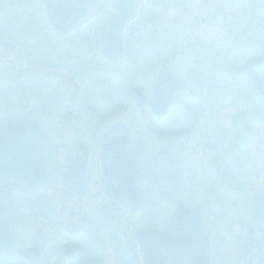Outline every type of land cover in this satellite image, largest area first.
I'll return each mask as SVG.
<instances>
[{"label": "flooded vegetation", "instance_id": "af4514ba", "mask_svg": "<svg viewBox=\"0 0 264 264\" xmlns=\"http://www.w3.org/2000/svg\"><path fill=\"white\" fill-rule=\"evenodd\" d=\"M71 4L91 15L74 18L60 35L45 0H0V46L13 54L11 69L23 79L20 97L33 91L22 106L37 112L14 124L40 119L56 143L55 182L35 196L14 195L27 255H0V264H140L150 247L161 245V252L164 244L186 241L150 237V230L170 229L176 213H183L175 231L182 234H199L193 228L203 216L211 264H264V40L252 45L253 60L242 52L188 56L178 75L167 39L158 49L167 55L150 63V0L135 1L140 14L134 11L113 60L102 53V37L115 2ZM164 72L177 88L159 119L150 100ZM225 76L245 85L229 104L221 100L234 93L219 91ZM172 86L168 81L167 92Z\"/></svg>", "mask_w": 264, "mask_h": 264}, {"label": "water", "instance_id": "95a60500", "mask_svg": "<svg viewBox=\"0 0 264 264\" xmlns=\"http://www.w3.org/2000/svg\"><path fill=\"white\" fill-rule=\"evenodd\" d=\"M45 1L48 19L60 35L67 34L74 27L78 22L74 21V18H86L91 15L90 9L81 13L71 10L73 0ZM113 1L118 11L110 21L109 30L102 37V52L109 59H116L122 54L123 31L133 17L135 4V0ZM168 81L173 84L169 92L166 90ZM175 90L176 84L171 74L164 72L150 100V106L157 117H162L173 105ZM54 157L51 139L46 133L43 122L39 120L26 121L12 127L7 134H0V255L16 253L27 255L21 245L19 220L13 205L14 193L24 192L35 195L47 189L50 182L55 180ZM171 181L173 183L170 190L175 194L178 190V179L172 176ZM182 215L183 213L174 215L170 229L150 230V237L166 241L176 236L186 241L176 246L164 244L161 252H159L161 245L158 249L155 248V251L150 247V255L142 252L140 264L212 263L214 248L205 219L200 214L196 220L193 229L199 234L175 233L180 228ZM187 230L189 231L190 228L187 227Z\"/></svg>", "mask_w": 264, "mask_h": 264}, {"label": "rangeland", "instance_id": "374dc122", "mask_svg": "<svg viewBox=\"0 0 264 264\" xmlns=\"http://www.w3.org/2000/svg\"><path fill=\"white\" fill-rule=\"evenodd\" d=\"M193 6H196L197 12L193 11ZM141 8L142 5L136 9L134 7L136 15L140 14ZM129 31L130 27L126 30L128 37L131 35ZM146 32L150 34L151 41L150 51L147 52L151 58L150 63L152 58L167 55V52H158V49H162V40L167 39L170 42V54L177 56L176 71L180 66L185 65L188 56L208 60L212 56L219 55L225 59V57L233 58L236 53L242 52L247 60L254 55L252 45H258L264 40V0H150V24L146 27ZM143 36L140 33L137 35L141 39ZM249 46H251L250 50ZM0 56L5 60H0V88L5 89L3 95L0 93V130H2L20 121L25 115L35 116L37 112H31V107L24 108L22 103H19L21 94H24L20 90L23 88L22 84L13 90L8 87L9 81L17 78L12 77L9 80L10 76L15 74L9 61L13 54L8 50L5 52L0 46ZM253 59L255 56H251L249 60ZM239 69L235 66L233 72ZM177 74L182 75L180 71ZM28 86H32L30 80L26 81L25 87ZM244 90L243 81L222 77L219 91L234 93V99L226 98L221 102L224 104L235 102L239 93ZM31 92H26V95L33 97ZM205 94L202 96L203 100L208 101L209 95ZM208 117L210 118V115ZM161 145L162 143L157 144L156 148L161 150ZM35 201H31L30 210L34 209ZM228 245L226 244L225 247ZM231 257L234 259V256Z\"/></svg>", "mask_w": 264, "mask_h": 264}, {"label": "bare ground", "instance_id": "6f19581e", "mask_svg": "<svg viewBox=\"0 0 264 264\" xmlns=\"http://www.w3.org/2000/svg\"><path fill=\"white\" fill-rule=\"evenodd\" d=\"M20 76V74H13L11 77H13V78H16V79H14V80H12V81H9L10 82V85L8 86L9 87V89L10 90H13V89H17L21 84H23L22 83V81H23V79L22 78H20L19 77ZM19 77V78H18ZM11 80V79H10ZM13 85V86H12ZM4 88H0V93H1V95H3V92H4ZM25 99H27V100H29V97L28 96H26V97H20L19 98V100H20V102L19 103H23V100H25ZM30 120H39V121H41V122H43L42 120H40V119H36L35 117H33V118H31ZM29 121V120H28ZM43 125H44V122H43ZM44 128H45V126H44ZM10 129L11 128H8L7 130H5V132L3 133V134H7L9 131H10ZM45 130H46V128H45ZM46 133H47V131H46ZM47 135H48V137L51 139V137L49 136V134L47 133ZM51 148H52V151H53V154H55V156H56V143H55V141H53L52 139H51ZM54 161H55V157H54ZM73 171H75V167L72 169ZM56 169H55V165H54V175H55V180H56ZM55 180L54 181H52V182H50V184H52V183H54L55 182ZM50 184H49V186H50ZM48 186V187H49ZM44 190H46V189H44ZM44 190H41V191H44Z\"/></svg>", "mask_w": 264, "mask_h": 264}]
</instances>
